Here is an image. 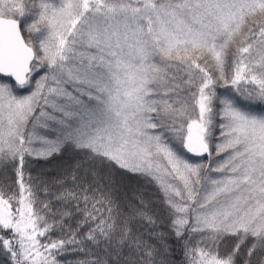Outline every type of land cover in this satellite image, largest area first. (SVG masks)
Masks as SVG:
<instances>
[{"label": "snow or ice", "instance_id": "1", "mask_svg": "<svg viewBox=\"0 0 264 264\" xmlns=\"http://www.w3.org/2000/svg\"><path fill=\"white\" fill-rule=\"evenodd\" d=\"M238 98L264 104V0H0V257L264 264V113Z\"/></svg>", "mask_w": 264, "mask_h": 264}, {"label": "trees", "instance_id": "2", "mask_svg": "<svg viewBox=\"0 0 264 264\" xmlns=\"http://www.w3.org/2000/svg\"><path fill=\"white\" fill-rule=\"evenodd\" d=\"M219 87V86H218ZM65 154L64 158H61L59 156L53 157L50 160H40L33 165V176H37L42 173H48L55 175L57 173L62 172L67 167V161H66ZM127 184L130 187V191L128 192V195L135 196L137 194V191L140 193H147V197L151 199L153 203L159 204L160 203V196L161 193L156 189V187L153 186H141L139 185L138 180L133 177L130 180L126 181ZM196 241H194L193 244H195ZM183 260V252L177 249V255H176V261L174 264H179V261ZM0 264H5L4 258L0 257Z\"/></svg>", "mask_w": 264, "mask_h": 264}, {"label": "rangeland", "instance_id": "3", "mask_svg": "<svg viewBox=\"0 0 264 264\" xmlns=\"http://www.w3.org/2000/svg\"><path fill=\"white\" fill-rule=\"evenodd\" d=\"M21 91V94H26L24 92V90H20ZM218 92L223 94V95H231L233 90L231 88H228V89H225V88H222V87H218ZM238 103L240 104L241 107H244L246 110L248 111H251V112H254V113H264V104H259V103H246L244 102L243 100H240L238 98ZM40 134L42 135L43 134V130H40ZM185 155L190 159V160H193L194 162L195 161H198L199 158L197 157H193L191 156L190 154H186ZM213 175H217V174H213ZM196 239H199V237H197ZM195 240H193V243H194Z\"/></svg>", "mask_w": 264, "mask_h": 264}]
</instances>
